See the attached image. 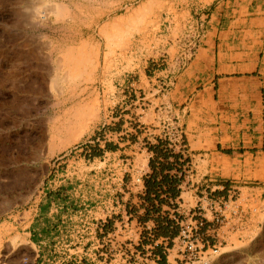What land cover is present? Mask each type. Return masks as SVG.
<instances>
[{"label":"crops","instance_id":"1","mask_svg":"<svg viewBox=\"0 0 264 264\" xmlns=\"http://www.w3.org/2000/svg\"><path fill=\"white\" fill-rule=\"evenodd\" d=\"M193 14L189 38L154 42L153 55L144 52L137 70L112 68L105 77L111 94L127 98L126 114L111 124L117 126L109 128L112 143L98 146L102 155L92 160L128 150L134 165L124 197L115 201L107 185L100 198L54 199L48 190L37 203L43 243L35 257L48 256V264H158L155 247L168 239L153 242L148 235L156 223L138 216L145 211L143 179L151 173L147 146L160 140L180 157L161 158L174 166L164 173L181 178L176 208L163 205V215L190 223L199 212L206 237L220 249L254 250L264 239V0H211ZM167 250L166 264L178 262L175 238Z\"/></svg>","mask_w":264,"mask_h":264},{"label":"rangeland","instance_id":"2","mask_svg":"<svg viewBox=\"0 0 264 264\" xmlns=\"http://www.w3.org/2000/svg\"><path fill=\"white\" fill-rule=\"evenodd\" d=\"M210 2L0 0V264L49 263L34 253L43 243L37 203L48 190L54 199L100 198L107 185L115 201L124 197L128 150L90 158L112 143L109 128L126 114L127 98L111 94L105 77L112 68L137 70L154 42L189 38L190 17ZM80 52L84 60L72 58ZM32 221L40 248L30 242ZM236 247L191 264L264 263V239L254 250Z\"/></svg>","mask_w":264,"mask_h":264},{"label":"trees","instance_id":"3","mask_svg":"<svg viewBox=\"0 0 264 264\" xmlns=\"http://www.w3.org/2000/svg\"><path fill=\"white\" fill-rule=\"evenodd\" d=\"M166 141H158L157 144L148 145V151L153 154L149 162L151 173L146 176L144 181L145 195L143 201L145 204V211L142 216H138L140 223H145L148 220H153L156 223L155 231L153 232V242L160 238H167L168 244L157 245L154 250L155 256L159 257L158 264H166V249L172 246V240L178 235L179 228L176 226L173 220H170L167 215L162 214V206L168 205L172 209L176 208L174 200L179 196L181 178L178 176H170L165 171H171L173 165L169 163L159 162L162 158L166 161L169 157H173L176 161L179 160V155L172 153L166 149ZM115 146L107 144L106 150H113ZM93 153L90 158L99 157L102 155L103 150L98 147L93 148ZM160 177V178H159ZM161 194L166 197L163 198ZM138 210H133V213H137ZM149 242L146 237V232L142 234L141 244ZM140 244V246H141Z\"/></svg>","mask_w":264,"mask_h":264},{"label":"built area","instance_id":"4","mask_svg":"<svg viewBox=\"0 0 264 264\" xmlns=\"http://www.w3.org/2000/svg\"><path fill=\"white\" fill-rule=\"evenodd\" d=\"M163 198L166 196L161 194ZM176 226L179 228L178 235L175 237L176 244H180L182 250L180 252L181 258L175 264H191L204 258L207 254L219 253L220 247L209 240L204 229L207 226V222L199 212L194 213L191 217L190 223L183 222L179 218L173 219ZM223 219L220 216H216L213 220V226H219L222 224ZM149 238L153 236L148 235ZM166 249V255H167ZM158 262L159 257L153 256Z\"/></svg>","mask_w":264,"mask_h":264},{"label":"bare ground","instance_id":"5","mask_svg":"<svg viewBox=\"0 0 264 264\" xmlns=\"http://www.w3.org/2000/svg\"><path fill=\"white\" fill-rule=\"evenodd\" d=\"M63 8H64V7H63ZM55 9H56V8H55ZM55 9H54V11H55ZM57 9L59 10V8H57ZM57 9H56V10H57ZM61 9H62V8H60V11H59V12H61ZM58 10H57V12H56V11H55V12H56V13H59ZM68 10H69V9H68ZM50 12H51V11H50ZM52 12H53V11H52ZM55 12H54V13H55ZM78 12H79V11H78ZM87 14H88V13H87ZM47 15H48V14H47ZM114 23H115V22H114ZM109 26H110V25H109ZM111 26H112V25H111ZM62 28H63V27H62ZM115 28H116V27H115ZM117 29H118V28H117ZM99 30H100V29H99ZM111 31H112V30H111ZM111 31H109V32H111ZM107 33H108V32H107ZM114 37H115V36H114ZM84 43H85V42H84ZM69 47H70V46H69ZM69 50H70V49H69ZM89 51H90V50H89ZM84 52H85V50H84ZM68 53H69V52H68ZM82 54H83V53L80 52V53H77L75 56H73V55H71V56H72V58L74 57V58H76V59H78V58H81V59H82V58L84 57V55H82ZM85 54H86V53H85ZM95 54H96V53H95ZM65 56H66V55H65ZM67 56H69V55H67ZM88 56H89V55H88ZM62 58H63V57H62ZM62 58H61V59H62ZM65 58H66V57H65ZM67 58H68V57H67ZM58 59H59V58H58ZM71 60H74V59H71ZM71 60H70V61H71ZM82 60H84V59H82ZM86 60H87V59H86ZM57 61H58V60H57ZM70 61H69V62H70ZM79 61H81V60H79ZM73 62H74V61H73ZM62 64H63V63H62ZM77 64H78V60H77ZM59 66H60V65H59ZM82 66H83V65H82ZM77 67H78V66H77ZM74 68H76V66H75ZM85 68H86V67H85ZM71 69H72V68H71ZM76 69H77V68H76ZM73 70H74V69H73ZM81 70H82V69H81ZM64 71H66V70H64ZM68 71H69V70H68ZM69 72H70V71H69ZM80 72H81V71H80ZM84 72H85V71H84ZM70 73L72 74V72H70ZM82 73H83V72H82ZM88 73H89V72H88ZM65 74H66V72H65ZM90 74H91V72H90ZM81 76H82V75H81ZM52 80H53V79H52ZM64 80H65V79H64ZM64 80H63V81H64ZM59 81H60V80H59ZM52 84H53V83H52ZM73 88H74V87H73ZM94 107H95V106H94ZM60 146H61V145H60ZM263 264H264V263H263Z\"/></svg>","mask_w":264,"mask_h":264}]
</instances>
